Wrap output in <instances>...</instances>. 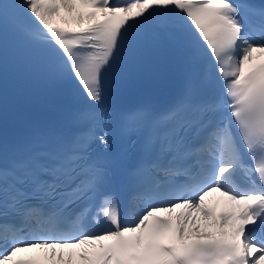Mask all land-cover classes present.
<instances>
[{"label": "snow or ice", "instance_id": "1", "mask_svg": "<svg viewBox=\"0 0 264 264\" xmlns=\"http://www.w3.org/2000/svg\"><path fill=\"white\" fill-rule=\"evenodd\" d=\"M10 6L38 21L36 38L56 46L90 101H102V73L125 34L144 26L187 29L188 42L215 62L224 92L202 98L189 77L163 111H137V122L151 120L144 147L155 155L131 173L124 223L111 173L89 155L83 139L74 138L69 148L32 142L7 156L0 152V264H42L17 257L34 250L52 264H74V258L82 264H260L264 238L249 226L264 229V61L245 65L254 52L264 53V6L244 0H132L122 6L111 0H0V16ZM61 9L65 26L53 23ZM249 13L259 17L249 23L259 39L245 30ZM224 107L230 119L218 116ZM88 116L98 121L97 113ZM99 140L107 144L105 136ZM238 172L247 189L233 185ZM210 192L226 197L229 210L215 214L205 201ZM196 214L218 226L220 238L202 239L209 234L200 232ZM89 219L110 227L93 231Z\"/></svg>", "mask_w": 264, "mask_h": 264}, {"label": "bare ground", "instance_id": "2", "mask_svg": "<svg viewBox=\"0 0 264 264\" xmlns=\"http://www.w3.org/2000/svg\"><path fill=\"white\" fill-rule=\"evenodd\" d=\"M127 2H132V0H121L119 4L117 3V5L122 6L124 3H127ZM66 15L67 13L63 14L60 12L58 16L53 18V23H58V24L62 23L63 20L61 19V17H64ZM74 25L75 24H72L71 26H74ZM217 198L222 200L223 210L224 211L229 210L227 198L223 197L220 192H210L208 196L205 197L206 204L208 205L211 200H214ZM215 214L218 215L219 213H215ZM196 215H197V224L199 226V230L201 233H207L209 235L220 233V229L218 228V226L213 225L211 221H204L202 218L199 217L198 214ZM189 227H191V225H189ZM65 253L67 254V250H65ZM249 259H251V257ZM74 264H82V262L76 261L74 258ZM260 264H264V254H260Z\"/></svg>", "mask_w": 264, "mask_h": 264}, {"label": "rangeland", "instance_id": "3", "mask_svg": "<svg viewBox=\"0 0 264 264\" xmlns=\"http://www.w3.org/2000/svg\"><path fill=\"white\" fill-rule=\"evenodd\" d=\"M61 13L65 14V12H64V10H63V9H61Z\"/></svg>", "mask_w": 264, "mask_h": 264}]
</instances>
